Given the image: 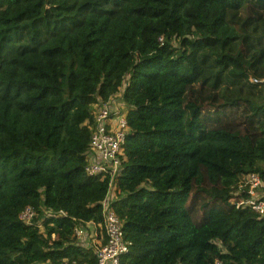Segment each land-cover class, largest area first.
<instances>
[{
    "label": "trees",
    "instance_id": "1",
    "mask_svg": "<svg viewBox=\"0 0 264 264\" xmlns=\"http://www.w3.org/2000/svg\"><path fill=\"white\" fill-rule=\"evenodd\" d=\"M240 13L264 30V0H0V264H98L73 228L102 221L92 104L121 89L119 264H264V215L237 206L247 175L264 181V89L245 87L264 42Z\"/></svg>",
    "mask_w": 264,
    "mask_h": 264
},
{
    "label": "built area",
    "instance_id": "2",
    "mask_svg": "<svg viewBox=\"0 0 264 264\" xmlns=\"http://www.w3.org/2000/svg\"><path fill=\"white\" fill-rule=\"evenodd\" d=\"M125 106L119 94H114L106 101L92 104L93 127L90 135L89 148L85 153L87 163L85 172L88 176H108L109 182L106 195L101 200V223L77 220L73 235L80 246L92 248L97 256L98 264H119L120 256L129 250V242L124 239L120 218L112 208L115 194V178L120 172L124 159L123 145L127 134ZM126 107V106H125ZM248 184V197L238 201V207H249L260 216L264 215V181L256 174L245 177ZM242 191L239 189L235 195ZM233 202V200H232ZM49 214V212H48ZM34 211L25 207L19 218L30 222ZM209 264H222L215 259Z\"/></svg>",
    "mask_w": 264,
    "mask_h": 264
},
{
    "label": "rangeland",
    "instance_id": "3",
    "mask_svg": "<svg viewBox=\"0 0 264 264\" xmlns=\"http://www.w3.org/2000/svg\"><path fill=\"white\" fill-rule=\"evenodd\" d=\"M238 17L239 18L237 20L236 27L237 29H239L241 38L248 37L250 39H255V40L261 39L262 42H264V30L262 29V27L255 29L254 26L250 24L248 28H246L245 26L247 25L246 15L244 13H240ZM241 40L238 43L233 45L232 47L233 50H236V49L245 50L246 49L245 45H243ZM252 47L258 48L259 49L258 52H261L262 50H264V48H259V47H256L255 45H252ZM255 77L250 75L248 78L247 84H245V87L248 88L249 84H253L254 86H256L257 90L261 89L262 87L264 89V78L262 77L255 78ZM214 80H215L214 76L212 74H208L206 77L205 85L210 86L212 83H214ZM201 84H202V80H199L196 84L197 88H199ZM223 85H227L230 88V92H226V96L227 97L232 96L233 95L232 87H234V85L232 84V82L226 75L222 78V80H220L219 86H223ZM118 93H121V90ZM213 106H214L213 103L208 102L204 105V109H211L213 108ZM120 107L123 109V112H126L127 108L125 106L121 105ZM196 117H197V114H192V113L188 114L186 117V123L189 125L188 126L189 132H192L191 128H196V126H198L197 124H199Z\"/></svg>",
    "mask_w": 264,
    "mask_h": 264
},
{
    "label": "clouds",
    "instance_id": "4",
    "mask_svg": "<svg viewBox=\"0 0 264 264\" xmlns=\"http://www.w3.org/2000/svg\"><path fill=\"white\" fill-rule=\"evenodd\" d=\"M117 94H119V96L122 95L121 93H117Z\"/></svg>",
    "mask_w": 264,
    "mask_h": 264
},
{
    "label": "crops",
    "instance_id": "5",
    "mask_svg": "<svg viewBox=\"0 0 264 264\" xmlns=\"http://www.w3.org/2000/svg\"><path fill=\"white\" fill-rule=\"evenodd\" d=\"M121 91H122V89H121Z\"/></svg>",
    "mask_w": 264,
    "mask_h": 264
}]
</instances>
